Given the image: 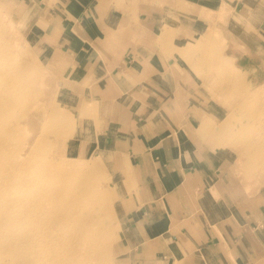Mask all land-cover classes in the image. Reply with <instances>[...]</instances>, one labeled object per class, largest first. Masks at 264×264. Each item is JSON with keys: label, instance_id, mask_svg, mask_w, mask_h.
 Listing matches in <instances>:
<instances>
[{"label": "crops", "instance_id": "obj_1", "mask_svg": "<svg viewBox=\"0 0 264 264\" xmlns=\"http://www.w3.org/2000/svg\"><path fill=\"white\" fill-rule=\"evenodd\" d=\"M8 2L46 63L61 66L73 86L88 84L64 96L89 104L79 114L98 110L102 133L82 146L104 147L114 159L128 264H264L261 203L237 204L215 175L177 92L180 69L161 54L159 15L148 16V6L134 12L131 0Z\"/></svg>", "mask_w": 264, "mask_h": 264}, {"label": "rangeland", "instance_id": "obj_2", "mask_svg": "<svg viewBox=\"0 0 264 264\" xmlns=\"http://www.w3.org/2000/svg\"><path fill=\"white\" fill-rule=\"evenodd\" d=\"M131 2L134 11L140 13L143 6H148L149 11L153 12L148 16L155 18L153 17L154 14L159 15L158 19L160 21L156 30L158 31L157 36L160 40L159 46L161 48V54L163 53V55L167 56V59L180 69L182 83L178 86L177 92L182 94L181 96H183L187 110L192 111V122L201 134L198 135L203 140L204 148L206 147L209 155L214 156L215 175H222L224 186L230 190L231 200H235L237 204H242L244 200L254 198H257L255 202H258V198L264 197V169H262L264 163L262 162L263 164L257 168L252 163L246 162L247 156L252 152V147L248 144V139L243 134H236L230 140L224 136L223 140L217 141L212 139V134L209 133L207 128L210 126L209 128H211L212 133H217L218 131L215 129H217L219 122H223L227 118L229 109L232 107L237 108L241 103V108L243 109L239 110L237 108L238 113L236 115H239L243 111L240 114L241 116L239 115V118L242 116L249 118L248 121H251L250 123L252 125H250L251 130L254 131L253 134L258 136V134L260 135L264 131V111H262L264 110V0H131ZM0 13H2V15L0 14V18L4 19H1L2 23L4 22L3 24H5L6 22L5 25L8 28L10 26V30L13 32L11 35L14 36L17 44L32 51L31 53L33 54L35 62H37V67L41 68V70L38 69L40 71L38 72L40 74L42 73V75L45 74L47 81H50L53 73V81L48 82V86H44L46 84L44 82L45 80L37 82L38 84L36 83L35 87L38 89L35 88V93L33 92L35 95L30 96L28 100H22L21 114H19L20 112L18 110H12L15 114L10 115L11 123H17L20 126L16 130L20 139H11L8 142V147H10L8 149H4L0 143V168L3 166L2 163L5 165V162H2V160L5 159L7 151V156H9V149L16 152V149H21L23 144L27 145L25 138H28L31 134V125L26 120L30 115H33L34 118L38 116L39 122H43V124L39 123V126H36V133H33L34 138L37 135L39 137L45 135L44 137L49 142H52V144L55 141L58 142L59 139H66L63 149L51 148L47 151V160L52 161L51 170L54 167H59L60 160L62 162L65 158H75L77 160L76 162H86L95 158L94 155L97 156L98 151L96 152L94 149H91V146L89 148L91 149L90 151H84L81 146L85 143V139L94 140L93 138L96 137L98 140L102 133V130H100L101 121L99 120L98 110H93V104H91L92 110H89L90 113L85 114L82 111L79 114L77 111L75 114L73 112L77 110V107L74 106L75 104H70L69 99H67L68 97L64 96L67 95L64 94L66 88L68 92L72 86L76 91L79 89V84L83 90L88 84L82 81L78 84L75 83V86H73L74 83L71 82L69 74L62 71L61 66L54 67L46 63L39 50L36 36L29 35V30L25 27V22L18 17L20 13H18V8L14 3L0 0ZM7 20H9L11 25L7 24ZM20 37L21 40H18ZM22 40L26 41L24 43L27 44H24ZM215 60L217 61L216 63ZM40 86H43L42 90ZM37 90L38 92H36ZM41 91L45 94H40ZM47 96L50 97L47 99ZM35 97H38L37 99L40 100H37ZM42 99L43 101H41ZM254 99L261 100L262 110V107L257 103L254 105V108L251 106V102ZM60 103L69 105V110L73 111L71 116L74 120L68 123L69 119L67 118L64 122L65 126H63L66 129L68 127L67 125H71L70 134L67 130L66 133L64 130L63 133L54 134L50 126L48 128L46 127L45 117L47 118V115L53 109L62 110L59 107ZM85 106L89 108V104ZM24 107L26 108L23 109ZM40 109L44 113H41L43 111H40ZM21 115L24 116L20 117ZM205 122L208 126L205 128L207 130L201 131V125H204ZM252 131L250 133L251 135H253ZM77 141L81 143V146H76L75 142ZM19 143L22 145L19 146ZM101 149L103 150L102 147ZM26 152L22 151L19 158L24 157L25 161L29 160L32 154L29 155ZM58 159L60 160L58 161ZM9 165L11 163L9 164L8 161ZM103 167L106 170L98 186H101V189L104 188L102 189L103 191L106 190L110 197V209H112L107 214H93L96 217L98 216L99 219L90 227L97 231L98 235L95 238L86 240L93 246L92 250L88 252L90 257H86L89 264H97V258L90 254H102L104 253V249H107L105 256L106 264L108 262V264H128L129 255L124 248L123 227L119 219L121 214V199L116 192V180H114L112 172L105 166ZM30 171H25L27 172L25 174L23 172L20 173L25 175L23 180L28 181V178L32 176L30 173H36L34 168H30ZM18 177V175H15L10 178L11 189L1 194L4 197L2 200L16 203L18 201L16 196L18 194L25 193L26 195H31V190L20 191L16 186L21 182H19ZM5 178L1 177L0 173V182ZM262 202L264 203V200ZM259 205L264 211V205L262 203ZM258 207L257 204L255 206V212ZM6 213V208L0 209V247L2 245H9L12 239H15L20 233L18 231L19 228L11 222L6 216ZM11 225L15 227L11 228ZM103 229L109 232L108 236L102 235L101 230ZM94 246H97V248L99 246L101 249L98 248L97 251H99L97 252ZM84 255L87 254L84 253ZM5 259L0 251V263Z\"/></svg>", "mask_w": 264, "mask_h": 264}, {"label": "bare ground", "instance_id": "obj_3", "mask_svg": "<svg viewBox=\"0 0 264 264\" xmlns=\"http://www.w3.org/2000/svg\"><path fill=\"white\" fill-rule=\"evenodd\" d=\"M130 9L133 10V8ZM132 10L130 11L132 12ZM126 12H128V10H126ZM0 14L2 15V13ZM15 14L17 13L15 12ZM1 19L2 18H0V143L3 145L4 149H8L10 148L8 147V142L11 139H20L16 132V130L20 126L17 123H11L10 115H13V113L15 114V112L12 110H18L20 112L18 113L21 114V103H23L22 100H28L30 96L32 97V95H35L33 94V92L34 89L37 88L35 87L37 82H42V80H45L44 82L46 84H44V86H48L49 84L47 83L53 81V73L50 77V81H47L45 74L42 75V73H39V70H41V68L37 67L38 65L33 58V54L31 53L32 51L17 44L14 36L11 35L13 32L12 30H10V26L8 25V28L5 25L6 22L5 24H3L4 22L2 23ZM7 21V24H10L9 20ZM25 27L28 29V26ZM28 32L30 35L31 32ZM18 40H21V37ZM22 42L24 43L26 41L22 40ZM216 62L217 61L215 60V63ZM42 87L40 86L41 90ZM36 92H38V90ZM51 93L53 94V92ZM40 94L45 93H42L41 91ZM46 94H48V92H46ZM49 97L47 96V99ZM25 100L24 102H26ZM41 101H43V99ZM256 103L262 107L260 99L252 100L251 106L254 108V105ZM241 105L242 104L240 103L237 107L239 110L243 109L241 108ZM74 106L77 107V110L73 112L72 110H69V105L60 103L59 107L63 111L53 109L51 113L47 115L48 117H45L46 127L48 128L50 126L54 134L61 132L63 133L64 130L65 133L67 130L70 134L71 125H67L68 129H65V127H63L65 126L64 122L67 120V118L69 119L68 123H70L74 120L71 116L72 112L76 114V112L78 111L77 113H79L80 109H85L86 112L88 111V107L86 108L85 104L81 106ZM263 107L261 108V110L263 109ZM25 108L26 107H24L23 109ZM49 108L51 107L49 106ZM237 108L232 107L229 109L230 111L227 115V118L223 122H219V125H217V129H215L216 131H218L217 133H212V131L210 130L211 128H209L210 126L208 127L206 122L204 125H201L200 130L202 131L208 129L209 133L212 134V139L217 141L223 140L224 136L226 139L230 140L236 134H243L244 137L248 139V144L252 147V152H250L249 156H247L246 162L252 163L253 166L255 165V167L257 166L258 168L261 164L264 163V131L263 133H260V135L258 134V136L253 134L254 131L251 130V121L249 122V118H245L243 116L239 118L241 116L240 114H242L243 111L239 114L240 116L236 115L238 113ZM42 109H40V111ZM27 110L29 111V109ZM41 113H44V111ZM23 116L24 115H21L20 117ZM37 117L38 116L34 118L33 115H30L26 120L27 123L31 125V134L28 138H25L27 143L24 141L27 145H22L21 143H19V146L22 145V148L16 149V152L12 149H9V156H7V151L5 159L2 160V162L4 161L5 165L7 164V166L2 163L3 166L0 168L1 177H6L3 181L0 182V209H7L6 216L15 226L19 228L18 231L20 233L15 239H12V242H10L9 245H2V247H0V251L6 258L0 264H89V261L87 260V257H90L88 252L92 250L93 246L86 240L95 238L98 235L97 231L90 227L91 225L95 224V221L97 219H99L98 216L96 217L93 214H107L109 213V210L112 209H110L111 202L109 195L107 194L106 190H104L105 192L102 190L104 188L101 189V186L99 187L98 185L100 184V179L106 170L103 166H105L110 172H112L115 167L114 159L110 151L102 147L104 151L101 148L97 149V156L94 155L95 158L91 160H88L86 162H76L77 160L75 158L70 157L68 159H72L73 162H71L72 160L69 161L66 158L61 162V160L58 159V161L60 160L59 167H54L53 170H51L50 167L52 161L50 162V160H47V151L51 148L63 149V146L66 143V139H59L58 142L55 141L52 144V142H49L48 139L44 137L45 135L42 137H39L37 135L38 137L36 136L35 140L33 133L35 132L36 126H39L40 123ZM40 124H43V122H41ZM206 127L208 128L205 129ZM251 131L253 135L250 134ZM195 132L196 134H200L197 129H195ZM22 136L24 135L22 134ZM75 144L78 147L81 146V143L79 141L75 142ZM21 150L23 152L27 151L26 153H28L29 155L32 154L31 158L27 161H25L24 157L19 158L20 154H22ZM8 161L9 164L11 163V165L9 166ZM30 168H34L36 173H30ZM262 169H264V167ZM25 171H30L29 173L32 175L28 178V181L23 180L25 178V175L20 174L22 172L23 174L27 173ZM15 175H18V180L19 182L21 181L20 184L16 186L20 189V191L31 190V195H26L25 193L18 194L16 196L18 198V201L16 203L2 200L4 197L1 196V194L11 189L10 178ZM127 181V179H124L121 184H124L125 186ZM261 199L264 200V197L258 198V203H262ZM15 226L11 225V228H14ZM103 230H101L102 235L108 236L109 232L105 229ZM99 246L98 248L101 249ZM94 248H96L97 251V246H94ZM106 250L107 249H104V253L102 254L99 253L94 255L93 253H91L90 255L97 258V264H106ZM84 253H86L87 255H84Z\"/></svg>", "mask_w": 264, "mask_h": 264}]
</instances>
